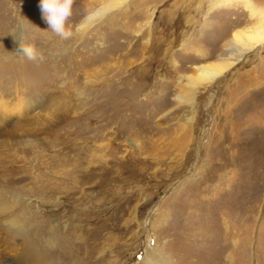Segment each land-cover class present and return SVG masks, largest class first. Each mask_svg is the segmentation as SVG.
Masks as SVG:
<instances>
[{"label": "rangeland", "instance_id": "obj_1", "mask_svg": "<svg viewBox=\"0 0 264 264\" xmlns=\"http://www.w3.org/2000/svg\"><path fill=\"white\" fill-rule=\"evenodd\" d=\"M263 16L74 0L61 36L40 0H0V203L22 226L0 214V264L35 236L51 264H264V38L199 75Z\"/></svg>", "mask_w": 264, "mask_h": 264}, {"label": "bare ground", "instance_id": "obj_2", "mask_svg": "<svg viewBox=\"0 0 264 264\" xmlns=\"http://www.w3.org/2000/svg\"><path fill=\"white\" fill-rule=\"evenodd\" d=\"M108 7H103L102 9L98 10L97 12L93 13L86 19V22L89 24L99 15L103 14ZM264 17V16H263ZM255 19V27H251L246 32L244 31L243 34H239V36L244 39L243 42L239 41L237 35L232 39L226 42V50L225 53L228 57H222L220 62L217 66H199V75L203 82H213L224 70L225 65L229 66L230 64L237 63L241 58H243L244 53L248 50L251 45H255L256 42L261 41L260 38H264V18L256 17ZM258 25V26H257ZM259 44V43H258ZM257 45V44H256ZM251 49V48H250ZM232 57V58H230ZM191 79V86L195 87L199 82L194 78ZM1 202V201H0ZM10 208L6 204L0 203V214L6 223L10 224L11 227L16 229L18 232L21 230L18 220L16 218L7 217L10 215L9 213ZM81 239V238H80ZM33 244V262H26L21 261L20 264H51L52 255L48 251L49 242L47 240H37L36 236L30 241Z\"/></svg>", "mask_w": 264, "mask_h": 264}, {"label": "clouds", "instance_id": "obj_3", "mask_svg": "<svg viewBox=\"0 0 264 264\" xmlns=\"http://www.w3.org/2000/svg\"><path fill=\"white\" fill-rule=\"evenodd\" d=\"M74 0H40L43 17L57 34L66 35L65 25L72 14Z\"/></svg>", "mask_w": 264, "mask_h": 264}]
</instances>
